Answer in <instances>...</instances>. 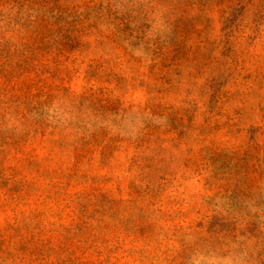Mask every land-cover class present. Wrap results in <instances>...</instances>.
I'll return each mask as SVG.
<instances>
[{
	"label": "rangeland",
	"instance_id": "1",
	"mask_svg": "<svg viewBox=\"0 0 264 264\" xmlns=\"http://www.w3.org/2000/svg\"><path fill=\"white\" fill-rule=\"evenodd\" d=\"M0 264H264V0H0Z\"/></svg>",
	"mask_w": 264,
	"mask_h": 264
}]
</instances>
